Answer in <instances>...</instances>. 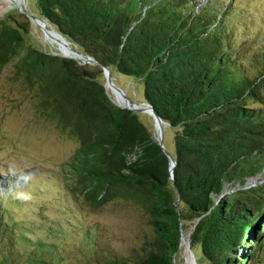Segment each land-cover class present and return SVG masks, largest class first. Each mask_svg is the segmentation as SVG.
<instances>
[{
	"label": "trees",
	"instance_id": "1",
	"mask_svg": "<svg viewBox=\"0 0 264 264\" xmlns=\"http://www.w3.org/2000/svg\"><path fill=\"white\" fill-rule=\"evenodd\" d=\"M28 1L113 76L141 83L173 131V148L164 141L174 179L140 112L108 95L100 65L29 42L25 13L0 19V74L10 66L12 80L37 98V115L76 143L61 172L67 189L94 207L119 199L151 217L155 238L136 259L94 264H174L187 221L191 246L210 264H264V182H247L264 173V38L253 37L249 55L232 0ZM13 192L0 194V264H20L1 244L12 229L4 195ZM32 254L26 264H42Z\"/></svg>",
	"mask_w": 264,
	"mask_h": 264
},
{
	"label": "rangeland",
	"instance_id": "2",
	"mask_svg": "<svg viewBox=\"0 0 264 264\" xmlns=\"http://www.w3.org/2000/svg\"><path fill=\"white\" fill-rule=\"evenodd\" d=\"M7 1L0 0V19L13 13L22 20L15 3L8 5ZM218 1L224 7L231 0ZM22 5L32 11L28 0ZM230 5L231 20L239 35L251 40L250 44L253 37L263 40L264 0H232ZM39 25L32 21L31 35L27 34L26 39L44 50L60 53L61 49L45 38ZM254 47L255 44L249 55L254 54ZM10 72L9 66L0 74V194L14 192L10 198L4 195L5 218L12 229L1 244L19 254L20 264H26L32 253L38 255L42 264H94L111 257L136 259L155 238L150 215L119 199L94 207L84 195H73L67 189L61 172L76 143L47 122L45 115H37L31 101L37 102V98H31V90L19 87ZM115 80L136 102L145 99L143 86L136 79L117 73ZM108 92L115 100L110 88ZM140 117L153 131V117L145 112H140ZM165 128L164 139L172 149L173 131ZM252 180L247 182H264V173L257 177V182ZM184 226L190 239L194 221H187ZM190 249L194 264H210L200 245L191 246L190 242ZM175 261L191 264L181 247Z\"/></svg>",
	"mask_w": 264,
	"mask_h": 264
},
{
	"label": "water",
	"instance_id": "3",
	"mask_svg": "<svg viewBox=\"0 0 264 264\" xmlns=\"http://www.w3.org/2000/svg\"><path fill=\"white\" fill-rule=\"evenodd\" d=\"M15 5L18 7V9L22 13H25L27 16H29L32 21H34V20L39 21L40 22L39 26L42 28L43 31H49L50 32V29L47 27V25L53 26L55 28V33L58 36H60L67 44L69 43L71 51L73 52V54H70V53L68 54V53H62L60 51V53H54L53 52L54 54H59L62 56L74 58V59L78 60L81 64L93 63V64L100 65L101 68L103 69V73L105 75L104 85H105V88L107 90L108 95L110 96V94L108 92L107 85L110 84V85H114L115 88L121 94H123L125 99H126V104H120L111 98L113 100V102H115L119 106L126 107L129 109L138 111V112L149 113L153 117V119H154V130L152 132L153 139L159 143V145L163 148L164 152L168 156L169 161H170V176L172 179H174V167H175L177 162H176L175 157L172 155L171 151L165 145V141H164L165 140L164 139L165 126H169V123L161 117V115L156 111L153 104L150 103L149 101H147L146 99H144L143 101H140V102H136L135 100H133L132 97L126 92V90L116 82L115 76H113V74L111 72V68L109 65L100 62L95 56L90 55V54L80 50L77 47V44H75V43L72 44V42L59 29H57L48 19L40 16L37 13H34V12L28 10L25 5L18 4V3H15ZM155 122L160 123V135L159 136H157V134H156ZM255 180L258 181L257 179H255ZM178 201H179V199L175 201V204H177ZM180 247H181V243H180L179 249H180ZM173 263L176 264L175 258H174Z\"/></svg>",
	"mask_w": 264,
	"mask_h": 264
},
{
	"label": "bare ground",
	"instance_id": "4",
	"mask_svg": "<svg viewBox=\"0 0 264 264\" xmlns=\"http://www.w3.org/2000/svg\"><path fill=\"white\" fill-rule=\"evenodd\" d=\"M8 5L13 4V3H18V4H24V0H8L7 1ZM34 23L40 24L39 21L34 20ZM48 27V26H47ZM49 28V27H48ZM49 31H45V38L49 40L52 44L57 45L62 53H70L73 54L71 51V48L69 46V43L67 44L60 36H58L55 33V30L52 28H49ZM108 89L110 88L112 93L115 95V101L120 103V104H126V99L123 94H121L114 85H107ZM155 130L157 136L160 135V123L155 122ZM181 248H183L186 252V259L189 263L194 264V259H193V253L191 252L190 249V239L188 238L187 234L183 231L182 238H181Z\"/></svg>",
	"mask_w": 264,
	"mask_h": 264
},
{
	"label": "built area",
	"instance_id": "5",
	"mask_svg": "<svg viewBox=\"0 0 264 264\" xmlns=\"http://www.w3.org/2000/svg\"><path fill=\"white\" fill-rule=\"evenodd\" d=\"M252 181L256 182V180H255V179H253ZM249 183H250V182H249Z\"/></svg>",
	"mask_w": 264,
	"mask_h": 264
}]
</instances>
